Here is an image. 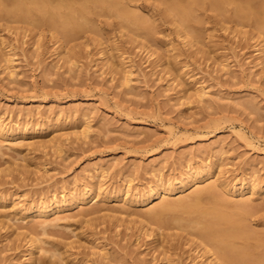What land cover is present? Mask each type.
<instances>
[{
  "label": "rangeland",
  "instance_id": "rangeland-1",
  "mask_svg": "<svg viewBox=\"0 0 264 264\" xmlns=\"http://www.w3.org/2000/svg\"><path fill=\"white\" fill-rule=\"evenodd\" d=\"M145 3L148 7H140L141 10L156 13V23L161 24L153 47L161 48L159 41L167 40L173 42L179 53L184 52L179 61L185 65L187 60V65L180 77L175 76L177 66L157 64L156 57L145 48L125 43L121 51H126L125 65L132 71L126 87L121 84L120 73L114 75L104 66L96 34L86 32L68 44L76 53V63L69 69L70 65L56 53L60 43L55 44L51 38L52 28L46 25L41 35L34 37L33 33L24 38L22 33L9 32L0 23V37L9 44V48L0 50L1 122L5 126H48L39 134H28L26 142L64 134L58 141L61 150L49 142L42 147L30 146L24 151L26 159L10 150L8 141L0 138V191L10 197L8 209L15 203V207L23 206L40 197L60 196L72 188H83L93 173L101 175L100 183L106 191L118 188L122 193L135 192L150 185L157 173L166 179L178 177L187 164H213L212 173L233 184L255 178L264 185V70L258 61V34L253 31L257 35L252 33V38L251 33H231L240 29L233 23L225 31L219 22L222 16L217 12H201L203 28L211 35L207 41L217 44V49L211 48L217 57L210 61L203 57L195 59L173 32L164 6L154 0ZM149 6L156 10H149ZM246 29L252 32V28ZM105 32L124 40L118 30ZM157 50L163 53L164 47ZM6 53L13 60L11 68L3 61ZM200 85L210 95L212 105L209 100L199 102L195 97L187 101L192 88ZM242 101L241 105L253 101L259 108L258 114L242 109ZM83 128L89 129L86 137L81 134ZM96 181L98 177L92 180ZM220 193L232 203L239 201V196ZM259 197L251 196L257 207L246 216L256 230L263 231L264 199ZM122 203L107 200L99 205L111 208ZM107 210L91 216V226L81 223L85 218L74 216L77 209L60 213L58 216L65 218L45 230L36 227L35 234L46 241L42 244L45 249L70 242L82 245L78 250L71 249L78 261L70 264L83 260L85 253L89 264H201L200 259L192 260L197 250L177 240H169L168 244L165 238L162 244L170 250L166 258L159 256V251L167 248L161 246L154 252L158 241L142 234L137 240L140 224L136 215H123L120 221L107 217ZM130 210L142 209L132 206ZM31 225L22 220L14 221L10 228L0 224V264L26 263V234ZM100 248L108 255L103 256Z\"/></svg>",
  "mask_w": 264,
  "mask_h": 264
},
{
  "label": "bare ground",
  "instance_id": "bare-ground-1",
  "mask_svg": "<svg viewBox=\"0 0 264 264\" xmlns=\"http://www.w3.org/2000/svg\"><path fill=\"white\" fill-rule=\"evenodd\" d=\"M145 1L0 0V23L9 32L22 33L24 38L33 33H35L34 37L41 35L43 27L49 26L52 28L51 38L54 39L55 44L60 43L56 53L70 65L69 69L76 63L74 60L76 53L72 51L71 47H68V44L79 40L86 32L96 34L98 39L95 41L99 46V56L105 61L104 66H107L110 73L114 75L120 73L123 80L121 84L123 82L122 85L125 84L126 87L129 86L132 71L128 70L125 65L126 51H121V47L125 43L140 49L145 48V51L150 52V56L156 57L157 64L177 66V75L175 76H181L187 65V60L185 65L179 61L184 52L179 53V49L172 41L167 42L162 38L161 41L166 40L164 43L159 41L163 44V53L157 50L162 48L159 47L160 45H157V48L153 47V43L157 42L156 35L161 24L156 23L159 21L156 18V13L148 14L146 12V14L141 10L140 7L143 9L148 7ZM155 2L164 6V12L169 17L173 32L195 59L203 57L206 61H210L213 57H217L214 56L215 50H211V48L217 49L215 48L217 44H214V41L213 43L207 41L211 35L206 34L203 28L205 20L203 19L204 15L201 16V12H203L202 14H205L207 10L217 12L219 16H222L219 22L225 31L231 29L230 23L240 28L230 31L236 35L238 33L244 36L250 33L252 35L255 31L258 35L255 32L253 34H256L260 40L258 61L264 70V0H154ZM149 7V10H156L154 6ZM247 27L252 28V32L247 30ZM114 30L120 32L124 38L122 42L114 35L104 34V31L111 33ZM251 37L254 38L253 35ZM66 44L67 47H65ZM7 48H9V44L0 37V50ZM3 61L7 64V68L12 67L13 60L9 53H6ZM221 64L224 68L227 67L223 63ZM175 76H172L174 81L176 80ZM192 90L193 93L190 96L186 92L187 101L191 102L194 97L199 102L209 100L210 95L203 86H194ZM183 91L184 96L182 97H185L184 88H182ZM208 102L211 103L210 100ZM240 103L243 101L239 102V105H241ZM253 103V101H248L241 105V108H247L258 114L259 108ZM68 112L74 114L75 111L68 110ZM72 114L70 115L72 116ZM56 120L59 118L57 117ZM38 127L36 124L20 127L17 123L5 126L0 120V138L4 142L8 141L9 149L18 153V156L23 159L27 157L24 154L27 148L30 146L42 147L47 145L46 142L54 143L55 147L61 150V143L58 141L64 136L63 133L53 136L50 140L26 142L24 138L28 134L33 135L37 131L39 134L43 132V129L45 131L48 126L42 129L44 127L42 125L39 130ZM88 132V128L81 130L83 137L88 136ZM238 133L239 136H244L243 133ZM1 146L0 144V148ZM185 167L186 170L176 178L166 179L157 173L150 185L135 190V192L127 190L124 193L118 188L114 192L106 191L103 188V183H100V181L102 182L101 175L93 173L90 176V182L83 188H72L60 196L53 194L49 198L40 197L23 206L15 207L17 204L12 200V204L13 202L15 204L9 209L6 203L10 197L7 193L4 195V191H0V224L1 227L8 224V228L18 220L26 221L28 225L32 224L27 227L26 238H28L29 246L25 264H70L78 261L71 249L78 250L82 245L76 246L70 242L63 246L58 245L53 249H45L42 244L46 241L35 234L36 227L39 226L45 230L48 226L56 225L58 220L65 218L59 217L60 213L73 209H77V215L74 216L85 218L81 220V223L87 226L93 225L94 218L91 216L106 209L109 212L107 217L120 221H122L123 215H136L140 224L137 240L142 234L152 237L154 242L158 241L154 252H158L161 246L165 247L162 242L166 238L168 244L169 240H177L193 247L194 250H197V254L192 257V260L200 259L201 264H264V230H256L257 228L247 222L246 216L252 214L257 207L251 196L258 194L260 199H264V185H261L255 178L243 179L238 184L220 180V177H216L212 173L213 164L201 166L187 164ZM96 176L98 181L94 183L92 180L97 178ZM1 184L3 181L0 180ZM221 191L231 196H239V201L232 203L229 198H224L225 196L221 195ZM248 193L251 196H246ZM99 195L102 197L98 198ZM175 195L178 196L174 197ZM107 200H113L116 203L122 201L123 203L111 208L99 205L100 202ZM132 206L140 207L142 210L131 211ZM51 216L56 218L49 219ZM172 230H177L179 233L168 232ZM7 238L9 239V237ZM9 241L11 240L9 239ZM165 248H167L166 251H159V256L163 255L164 258H166L167 251L170 250L169 247ZM100 251L103 256L108 255L104 248H100ZM85 255L84 259L76 264H89L88 254L85 253Z\"/></svg>",
  "mask_w": 264,
  "mask_h": 264
}]
</instances>
